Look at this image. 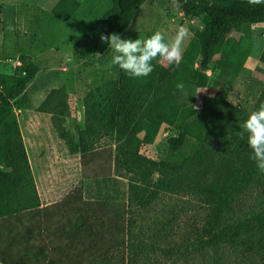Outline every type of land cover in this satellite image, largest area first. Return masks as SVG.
Listing matches in <instances>:
<instances>
[{
    "label": "trees",
    "instance_id": "trees-1",
    "mask_svg": "<svg viewBox=\"0 0 264 264\" xmlns=\"http://www.w3.org/2000/svg\"><path fill=\"white\" fill-rule=\"evenodd\" d=\"M146 1L111 0L110 10L74 45L73 57L83 59L93 52L101 54L107 50L100 35L112 32L121 35ZM178 2L183 13L200 20L203 28L194 35L169 78L163 80L152 74L131 78L119 68L116 81L85 98V128L77 143L63 130L69 112L64 88L49 92L37 112L52 117L59 137L67 141L71 154L92 153L96 141L102 136L111 137L115 145L114 160L129 177V202L137 208L148 209L162 194L189 196L202 202L207 214L199 243L201 248L213 250V264H229L223 257L225 252L230 261L240 254L256 259L259 262L256 264H264V206L249 216L228 217L239 197L251 187H259L264 197V174L257 171L250 159L246 142L236 135L248 113L218 97L205 98L201 111L191 112L176 88L177 83L204 87L208 78L194 70V66L199 64L204 70L218 56L221 68L237 73L241 66L240 53L247 47L233 46L228 36L240 32L244 26L264 24V4L249 5L247 0ZM78 9L76 0H60L51 14L67 22ZM20 69V76L0 74V221L3 224H17L41 214L14 111L30 106L26 85L38 69L25 63ZM261 102H264V90L254 108ZM161 124L178 131L177 137L169 140L168 157L161 161L143 157L139 153L142 141L138 132L149 126L157 129ZM110 155L113 157L112 151ZM96 211L91 212L87 207L86 214H80V224H70L68 233L80 235V241L51 244L47 257L35 261L41 264L106 262L103 253L115 247L114 242L128 233L130 225L129 221L125 224L126 218L120 213L102 216ZM8 233L16 236L20 232L10 227ZM128 247L135 262L141 247ZM27 261L21 260L20 264Z\"/></svg>",
    "mask_w": 264,
    "mask_h": 264
},
{
    "label": "rangeland",
    "instance_id": "rangeland-1",
    "mask_svg": "<svg viewBox=\"0 0 264 264\" xmlns=\"http://www.w3.org/2000/svg\"><path fill=\"white\" fill-rule=\"evenodd\" d=\"M59 1L0 0V74L20 76L24 63L37 67L36 75L26 85L30 106L24 110V117L50 123L59 140L55 144L57 152L72 156L74 154L70 153L67 141L59 137L52 117L37 112V108L49 92L64 88L69 112L64 119L63 130L77 143L85 128V98L116 81L119 67L111 64L114 53L109 48L101 54L93 52L83 59L73 57L74 45L110 10L111 0H76L79 9L67 22L51 14ZM9 24L14 31L7 30ZM181 25L188 29L182 45L184 53L194 35L203 28L201 21L185 15L178 0H147L137 10L121 38H146L160 31L165 40L170 41ZM228 41L233 46L247 47L240 53V68L237 73L221 68L219 56L204 70L195 64L194 70L201 71L208 79L202 88L184 86L180 91L181 101L191 112L201 111L205 98L218 97L249 113L262 94L264 24L244 26L240 32L231 33ZM152 65L154 70L151 74L163 80L169 78L177 67L159 58L153 60ZM14 111L19 114V110ZM25 121L21 120L22 123ZM145 129L137 134L142 141L139 153L156 161L167 158L169 140L177 137V129L168 124H161L157 129L153 126ZM94 147L92 153L83 155L86 158L83 159L82 178L96 184L97 189L112 190L111 195L102 197V202L94 203L101 208L102 216L120 213L126 218L125 224L129 221L130 225L128 233L120 235V239L114 242L115 247L103 253L106 262L97 264H213V250L201 248L199 243L207 214L202 202L189 196L162 194L148 209L137 208L129 202V177L114 160L113 139L102 136ZM110 151L113 157L105 158ZM95 155L100 158L97 162L88 157ZM263 206L261 189L253 186L239 197L228 217L249 216L259 212ZM128 245L141 247V254L135 262H132L133 254ZM223 257L229 264L258 262L240 254L234 257L233 263L226 252Z\"/></svg>",
    "mask_w": 264,
    "mask_h": 264
},
{
    "label": "crops",
    "instance_id": "crops-1",
    "mask_svg": "<svg viewBox=\"0 0 264 264\" xmlns=\"http://www.w3.org/2000/svg\"><path fill=\"white\" fill-rule=\"evenodd\" d=\"M24 115L25 111L19 110L17 120L41 214L17 224L0 221V264L3 261L20 264L21 260H29L26 264H41L35 260L43 261L47 250L51 252V244L80 241V235L68 233L70 224L78 226L80 214H86L87 207L100 214L101 208L94 203L102 202V197L112 194V190L97 189L96 184L82 178L86 157L81 154L63 156L57 152L55 144L59 140L50 123L34 121ZM21 120L26 121L22 123ZM88 157L95 162L100 159L96 155ZM105 158L112 157L107 155ZM10 227L19 230V235L9 234ZM24 248L27 250L25 254Z\"/></svg>",
    "mask_w": 264,
    "mask_h": 264
},
{
    "label": "clouds",
    "instance_id": "clouds-1",
    "mask_svg": "<svg viewBox=\"0 0 264 264\" xmlns=\"http://www.w3.org/2000/svg\"><path fill=\"white\" fill-rule=\"evenodd\" d=\"M249 5L264 4V0H247ZM8 31H14L9 24ZM188 36V29L184 26L177 28L175 37L166 41L160 31H155L146 38H121V35L112 32L101 34L100 40L114 53L111 64L118 66L131 78L147 77L153 72L152 61L159 58L169 65L178 66L182 60V45ZM98 55V54H97ZM176 88L184 90L183 83H177ZM236 135L245 141L250 149V159L255 162L257 171L264 174V102L251 110L239 124Z\"/></svg>",
    "mask_w": 264,
    "mask_h": 264
},
{
    "label": "water",
    "instance_id": "water-1",
    "mask_svg": "<svg viewBox=\"0 0 264 264\" xmlns=\"http://www.w3.org/2000/svg\"><path fill=\"white\" fill-rule=\"evenodd\" d=\"M97 53H99V52H97Z\"/></svg>",
    "mask_w": 264,
    "mask_h": 264
}]
</instances>
